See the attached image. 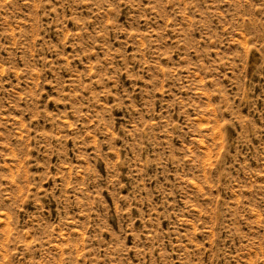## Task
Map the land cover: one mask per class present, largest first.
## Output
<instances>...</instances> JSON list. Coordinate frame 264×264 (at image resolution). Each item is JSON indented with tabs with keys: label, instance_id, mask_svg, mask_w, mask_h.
<instances>
[{
	"label": "rangeland",
	"instance_id": "1",
	"mask_svg": "<svg viewBox=\"0 0 264 264\" xmlns=\"http://www.w3.org/2000/svg\"><path fill=\"white\" fill-rule=\"evenodd\" d=\"M0 264H264V0H0Z\"/></svg>",
	"mask_w": 264,
	"mask_h": 264
}]
</instances>
